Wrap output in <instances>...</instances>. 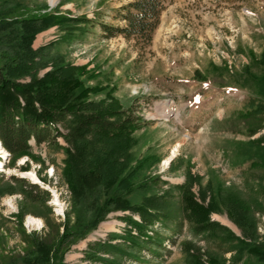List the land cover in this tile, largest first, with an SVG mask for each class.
Wrapping results in <instances>:
<instances>
[{"label": "rangeland", "instance_id": "rangeland-1", "mask_svg": "<svg viewBox=\"0 0 264 264\" xmlns=\"http://www.w3.org/2000/svg\"><path fill=\"white\" fill-rule=\"evenodd\" d=\"M131 1L58 0L52 6L51 0H0V9L21 6L35 14L68 13L98 23L123 25L116 15ZM70 39L65 30L51 25L36 36L34 48L51 44L49 57L63 55L73 65L86 66L95 75L86 77V84L105 90L93 100L104 99L113 89L112 97L143 119V128L135 135L139 145L133 151L137 157L153 155L158 159L144 173L159 179L149 195L165 193L174 215L148 229L147 236L161 241V246L145 244L141 237L140 245L134 248L127 240L128 226L119 218L129 215L140 220L139 216L113 212L72 246L65 263L93 264L85 258L89 245L106 242L115 248L99 256L121 264H197V259L210 264L212 256L229 264L231 246L198 233L181 209L176 187L186 182L188 173L196 178L192 191L200 202L202 196L208 202L220 192L227 205L229 198L254 205L256 235L262 239L264 211L257 206H264V166H251L258 159L252 158L246 145L264 135L262 129L249 136L259 123L264 128V114L247 119L255 115L251 113L256 107H264L258 82L264 79V0H168L153 41L145 48L123 36L104 39L99 26L92 25L86 33L76 31ZM50 70L51 66L40 75ZM61 131L67 133L65 128ZM58 141L67 146L62 138ZM31 144L32 155L41 161L31 156H8L6 150L8 157L1 162V173H5L0 175V264L22 263L20 259L30 249L29 237L51 241L63 233L66 215L75 221L72 195L63 179L64 151L57 146ZM175 149L178 152L172 157ZM23 159H28L24 166ZM24 171L37 173L42 182L37 185L39 190L22 177ZM31 192L45 203H32L28 198ZM131 200L142 202L143 195L137 193ZM9 201L14 208L8 206ZM30 216L41 220L42 227L29 228ZM211 217L242 237L225 207L222 214ZM178 221L184 222L182 229L175 226ZM129 230L139 237L135 229ZM114 235L117 238L110 242Z\"/></svg>", "mask_w": 264, "mask_h": 264}, {"label": "trees", "instance_id": "trees-1", "mask_svg": "<svg viewBox=\"0 0 264 264\" xmlns=\"http://www.w3.org/2000/svg\"><path fill=\"white\" fill-rule=\"evenodd\" d=\"M167 1L134 0L123 5L116 15V20L123 25L98 23L87 16L72 17L68 13L35 14L20 9L21 6L0 9V142L11 156H31L36 161L41 159L31 153L32 140L38 147L47 144L62 149L66 155L63 179L75 210L74 222L70 214L66 215L62 234L57 233L51 241L29 237L30 249L20 259L22 263L12 264H67L65 256L72 246L95 231L113 212H129L140 218L139 221L129 215L119 218L128 226L129 245L139 246V239L143 237L146 240L143 243L161 246V241L147 236L148 229L157 221L171 219L174 213L165 193L149 195L159 179L144 173L158 159L153 155L137 157L133 151L139 145L135 135L143 128V119L124 109L121 102L112 97L113 89L106 92L104 99L93 100V96L105 93L101 87L86 84V77L94 78V72L88 71L86 66L67 62L63 55L55 59L49 57L51 44L35 49L34 41L51 25L65 30L69 40L76 31L84 34L92 25L99 26L104 39L123 36L145 48L153 41ZM49 66L51 70L41 76L40 72ZM258 82L264 94V79ZM252 112L255 115L248 120L263 115L264 107H256ZM259 125L251 129L250 137L264 129L261 123ZM59 138L67 146L60 145ZM246 147L253 154L252 158L258 159L251 166H264V135L251 140ZM13 179L23 182V179ZM194 182L196 178L188 173L186 182L176 187L181 194V209L193 228L207 238L229 244L233 253L229 264H264V236L259 239L256 235L254 205L230 196L227 205L220 192L208 202L202 196L200 202L192 191ZM31 188L39 190L35 184ZM137 193L143 195V201L134 203L131 197ZM28 198L35 204L45 203L33 192ZM223 207L242 237L212 219L213 214H222ZM257 207L264 211V206ZM175 226L182 229L184 222L178 221ZM130 228L139 233L138 238L132 235ZM116 238L114 235L109 241ZM113 248L106 242L89 245L85 258L93 264L97 261L121 264L99 256L102 252L111 253ZM209 263L226 264V260L212 256ZM197 264L204 263L197 259Z\"/></svg>", "mask_w": 264, "mask_h": 264}, {"label": "bare ground", "instance_id": "bare-ground-1", "mask_svg": "<svg viewBox=\"0 0 264 264\" xmlns=\"http://www.w3.org/2000/svg\"><path fill=\"white\" fill-rule=\"evenodd\" d=\"M57 2H58V0H51L50 3H51L52 6H54V5L57 4ZM177 152H178V150L175 149L174 150V154H173L172 157H175ZM0 156L3 157V158L7 157V151L1 146V142H0ZM169 161H170V159L168 161H166L165 165H168ZM1 162H2V160L0 159V173L4 170L3 169V163L1 164ZM21 175H22V177H24V178L28 179L29 181L33 182L34 184L42 183L41 180L39 179L37 173H35L33 171H31V172H23ZM56 202H57V204H59V200L58 199L56 200ZM8 206L14 208L13 202L9 201L8 202ZM27 226L29 228H31V227L41 228L42 227V222H41V220L30 216L27 219Z\"/></svg>", "mask_w": 264, "mask_h": 264}, {"label": "built area", "instance_id": "built-area-1", "mask_svg": "<svg viewBox=\"0 0 264 264\" xmlns=\"http://www.w3.org/2000/svg\"><path fill=\"white\" fill-rule=\"evenodd\" d=\"M50 171H53V168L50 170ZM54 174V171L52 172V175Z\"/></svg>", "mask_w": 264, "mask_h": 264}]
</instances>
